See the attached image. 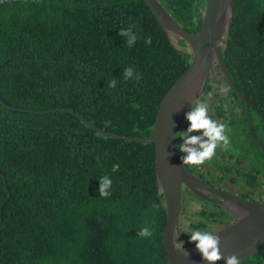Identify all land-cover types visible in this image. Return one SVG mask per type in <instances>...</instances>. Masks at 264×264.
Returning <instances> with one entry per match:
<instances>
[{"label": "trees", "instance_id": "1", "mask_svg": "<svg viewBox=\"0 0 264 264\" xmlns=\"http://www.w3.org/2000/svg\"><path fill=\"white\" fill-rule=\"evenodd\" d=\"M158 1L187 32H200L205 0ZM129 25L140 36L131 48L117 34ZM227 41L224 61L264 144V0H235ZM187 47L172 44L144 0L0 1V97L28 112L68 108L106 132L146 141L163 99L192 66ZM127 67L138 80L123 79ZM218 76L227 97L216 112L230 143L205 171L186 168L214 188L264 202V154L249 137L245 103ZM186 127L183 121L178 137ZM0 170V264H171L153 144L106 139L70 113L0 104ZM105 175L112 195L100 198L97 180ZM192 203L203 205L195 220L186 218ZM181 218L183 251L193 249L186 220L214 233L234 220L189 190ZM145 226L152 236L137 237ZM240 264H264V250Z\"/></svg>", "mask_w": 264, "mask_h": 264}, {"label": "water", "instance_id": "2", "mask_svg": "<svg viewBox=\"0 0 264 264\" xmlns=\"http://www.w3.org/2000/svg\"><path fill=\"white\" fill-rule=\"evenodd\" d=\"M144 1L153 11L166 35L170 39L174 36L185 40L192 50L193 57V64L189 71L174 84L163 99L152 135L146 141L125 138L106 132L95 127L81 114L68 108H57L45 112H28L9 106L1 97L0 104L10 111L37 115L55 112L70 113L97 135L106 139L128 141L143 146L153 144L155 147L156 177L163 191L164 204L167 208L168 220L163 233V243L169 262L171 264H205L194 250L183 252L178 246L171 243L174 234L179 235L184 187L195 195L206 199V201L223 207L235 218L229 227L215 233L218 236V247L222 257L216 264H224V259L233 255L240 260V263L245 262L264 250V202L243 200L196 178L180 164L179 153L174 147V144L177 143V133L183 121L184 113L193 101L200 100L205 95L209 77L214 79V62H216L232 92L245 103L249 137L259 144L264 154V145L254 136V122L250 115L247 99L238 92L226 68L223 51H221L223 47H216L219 41H223L224 47L227 46L225 36L231 31L233 19L230 15L233 13L234 0H206L203 26L198 35L185 31L157 0ZM0 175L6 181L1 170ZM5 184L7 186V182ZM7 189L9 188L7 187Z\"/></svg>", "mask_w": 264, "mask_h": 264}, {"label": "clouds", "instance_id": "3", "mask_svg": "<svg viewBox=\"0 0 264 264\" xmlns=\"http://www.w3.org/2000/svg\"><path fill=\"white\" fill-rule=\"evenodd\" d=\"M205 2H206V0H205ZM205 10H206V7H205ZM205 10L203 12V18H202V24H201L200 31L202 30V26H203ZM234 14H235V0H234V5H233V13H231V15H230V17L233 20H234ZM180 26L183 28L182 25H180ZM232 26H233V22H232ZM231 30H232V27H231ZM117 34H118V36L125 39L128 47H130V48L136 44L138 39H140V36L138 35V33L136 31H134V25H129L127 28L121 29ZM198 34H193V35H198ZM228 35L225 36V41H226L227 46L224 47L223 41H219L216 45L217 48L223 47V50H221V51H223V59H224V52H225L226 48L228 47V41H227ZM177 39H178L177 37H174V36L171 37L170 40H171L173 45L176 44ZM179 40H182V39H179ZM144 43H145V45H151L152 37L148 36L147 38H145ZM177 44H178V42H177ZM186 44H187V42H186ZM177 46H176V49H177ZM187 46H188V44H187ZM187 49H189V53H191V58L193 59L191 48L188 46ZM225 65H226V63H225ZM216 67H218V64L216 62H214V79L209 77V80H208V83L213 82L215 90L209 91L207 93V88H206L207 99L204 101H201L202 98L204 99L206 97L205 96L206 93H205V95H204L205 97L203 96L200 100L193 101L189 105V107L185 111L184 117H183V121H185L187 127L184 130L180 131L179 137H178L179 131L177 133V138L179 140V143L177 142L176 144H174V147H175L177 153H179L180 164L183 165L185 168H186V166H188V168L196 167V166L197 167L205 166L206 164H204V163L206 161H211L215 157L217 148L227 147L228 144L230 143V138L228 135L229 129L226 126L227 124L223 118H219L217 116V112H216L219 105L223 104V102H224V100L221 99L220 96L224 95L225 97H227V95H226L227 89L221 88V85L219 84L221 82V78H218L219 77L218 72L221 74V76L224 77V75H223V73H221L220 69H219V71H217ZM226 68H227V66H226ZM122 76H123V79L125 81L132 80V79H137V80L139 79V74L135 73V71L132 67L125 68L123 70ZM224 79H225V77H224ZM225 81L227 82L226 79H225ZM208 83H207V85H208ZM233 83H234V81H233ZM227 84H228V82H227ZM234 85H235V83H234ZM116 86H117V79L111 78L108 82V87L111 89H114V88H116ZM228 86H229V84H228ZM229 88H230V86H229ZM230 90H231V88H230ZM240 94H242V93H240ZM247 102H248V100H247ZM248 104H249V102H248ZM249 106H250V104H249ZM250 115H251V113H250ZM183 121H182V123H183ZM182 123L180 125V128L182 126ZM180 128H179V130H180ZM97 181H98V188H97L98 197L108 198L109 196H111L112 195V187H113L112 179L109 176L105 175L103 177H100ZM220 190H223V189H220ZM223 191H226V190H223ZM190 192H192V191H190ZM226 192H228V191H226ZM207 195L210 196V194H207ZM195 196L199 197L197 195H195ZM184 197H185V191H184ZM215 199L219 200V198H217V197H215ZM183 200H184V198H183ZM204 201H206V199H204ZM249 202H252V201H249ZM212 205H214V204H212ZM215 206H217V205H215ZM156 207H157V205H155V204L152 205L153 211H155ZM202 207H203V205L201 206V208ZM217 207H219V206H217ZM191 208H192L193 213H199L201 211V209L198 205H192ZM209 208H210V206L205 208L206 212L210 211ZM219 208L224 209L223 207H219ZM224 210L226 211V209H224ZM226 212H228V211H226ZM181 217H182V209H181ZM181 217H180V228H181V219H182ZM233 219L235 220L234 217H233ZM185 224H186V227L188 229V237H187L186 242L188 244H191L193 246V249H191L190 251H183L182 250L184 248L185 241L180 239V236H179L180 230H179V235L174 234L173 238L171 239V243H174L183 252H192L194 250L199 255L201 260L205 262V264H216L217 261L222 259L220 252H219V247H218V245H219L218 236L215 233H217L223 229H219L218 231H216L214 233V231H212V230L192 229L190 227V224H191L190 220H186ZM152 234H153L152 230L148 226H145V227H142L141 229H139V231L137 232V237L147 239V238H150L152 236ZM224 264H240V260H238L237 257L233 255V256H229V257L225 258Z\"/></svg>", "mask_w": 264, "mask_h": 264}, {"label": "rangeland", "instance_id": "4", "mask_svg": "<svg viewBox=\"0 0 264 264\" xmlns=\"http://www.w3.org/2000/svg\"><path fill=\"white\" fill-rule=\"evenodd\" d=\"M189 199H192V198H189ZM192 205H197V203H192L190 206L187 207L188 208V214H187L186 218H188L190 220H195L198 217V215H196L195 213L192 212V208H191Z\"/></svg>", "mask_w": 264, "mask_h": 264}, {"label": "flooded vegetation", "instance_id": "5", "mask_svg": "<svg viewBox=\"0 0 264 264\" xmlns=\"http://www.w3.org/2000/svg\"><path fill=\"white\" fill-rule=\"evenodd\" d=\"M206 168H207V166H206V165H205V166H203V167H197V166H196V167H190V169H191V170H194V171H196V172H198V173H200V171H201V170H204V171H205V170H206ZM186 190H187V189H186V188H184V191H186ZM216 231H218V230H216Z\"/></svg>", "mask_w": 264, "mask_h": 264}, {"label": "bare ground", "instance_id": "6", "mask_svg": "<svg viewBox=\"0 0 264 264\" xmlns=\"http://www.w3.org/2000/svg\"><path fill=\"white\" fill-rule=\"evenodd\" d=\"M193 64V63H192ZM191 68V67H190ZM189 71V70H188Z\"/></svg>", "mask_w": 264, "mask_h": 264}]
</instances>
